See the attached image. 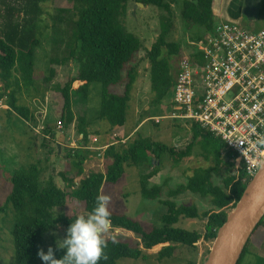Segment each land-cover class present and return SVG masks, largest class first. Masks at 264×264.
I'll list each match as a JSON object with an SVG mask.
<instances>
[{
	"label": "trees",
	"instance_id": "16d2710c",
	"mask_svg": "<svg viewBox=\"0 0 264 264\" xmlns=\"http://www.w3.org/2000/svg\"><path fill=\"white\" fill-rule=\"evenodd\" d=\"M49 0H0L5 7L0 13V100L6 97L8 114L19 116L30 127L35 123V116L29 104L19 102L24 94L33 97L31 90L36 91V50L40 39L35 33L36 22L43 14L42 5ZM129 0H71L70 8H58L54 20V31L59 34L55 39L61 49L60 57L50 58L49 73L44 77V83H51L55 75L52 65H65L73 61L78 64L77 76L70 78L64 84H54L53 90L59 93L61 103L57 111L64 129L75 123L76 132L82 134L84 145L88 142L90 133L86 131L87 121L84 116L77 117L73 112V93L86 102L89 85L100 83L101 104L97 118L105 120L110 130L124 126L131 99V91L138 77V56L143 49L139 37L126 30L123 19L127 14ZM214 0H140L145 6L151 5L162 13L160 18V33L145 53L149 63L151 104L161 103L168 95L174 75L170 59L180 58L181 44L171 39L175 28L173 6L181 5L180 15L189 29H203L191 47V55H195L197 42L210 31L216 21L212 11ZM10 3H15L11 5ZM61 13L67 15L63 16ZM260 19L264 20V0L260 8ZM198 57L199 54H196ZM177 59V60H178ZM75 81L82 84L73 88ZM112 86H121L122 94L110 91ZM96 134H99L96 131ZM43 139L53 141L58 151L56 134L49 123H45ZM68 135V134H66ZM91 135H95L93 132ZM62 136V135H61ZM60 140V137H59ZM200 143L203 158L211 157L214 164L205 168H197L188 177L185 184H180L168 191L169 198L161 200L167 208L161 215V226H152L146 231L142 224L125 214L111 211L113 229L121 228L132 233V236L107 237L104 248L106 259L99 264H120L122 259L138 260L144 258V251L163 245L157 252L158 259L173 256L178 245L195 247L199 240L213 242L218 228L227 217V209H232L240 199L246 184L242 182L241 163L239 159L230 158L225 145L210 132L193 125L191 142L184 149H176L161 142L152 141L140 133L130 142L109 145L104 152L108 161L104 172L84 174V163L89 150L77 149L69 152L72 166L76 169L75 178L63 175L66 182L64 188L55 183L53 177L42 179V168L35 163L19 169H14L9 176L12 190L6 198L5 206L9 204L14 209V225L12 229L14 242V264H41L38 250L45 247V236L55 227L61 228L63 237L66 228L76 216L90 212L95 203V197L101 194L105 183H116L124 174L125 166L139 167L144 163H156L162 153H167L174 166L186 160L193 151V146ZM154 167L147 174L140 176V193L146 199H159L162 186L150 184V179L158 172ZM223 169V170H222ZM224 171L220 184L213 182L215 175ZM191 192L202 198H209L212 208L199 212L196 205L175 203L171 198L184 192ZM83 205L82 213H75L71 208ZM59 208H68L70 212L56 213ZM4 209L0 205V212ZM204 220L203 231L188 230L176 227L182 219ZM116 243L112 242V239ZM264 239V219L259 222L247 242L237 264H241L251 242L259 244ZM57 259L63 255V249L55 244L50 245ZM209 253V252H208Z\"/></svg>",
	"mask_w": 264,
	"mask_h": 264
},
{
	"label": "rangeland",
	"instance_id": "374dc122",
	"mask_svg": "<svg viewBox=\"0 0 264 264\" xmlns=\"http://www.w3.org/2000/svg\"><path fill=\"white\" fill-rule=\"evenodd\" d=\"M14 5L15 3H10ZM71 0H49L43 7V14L36 22L35 33L40 39V46L36 50V73L35 85L36 91L31 90L32 98L22 95L19 102L29 104L34 112L35 123L29 127L25 121L15 114H8L6 97L0 100V205L4 206L0 212V264H14V242L12 229L14 225V209L9 204L5 206L6 198L12 190V183L9 180L10 173L14 169L28 166L35 163L42 168V179L53 177L58 187L64 188L66 182L63 175L68 178H75L76 169L72 166L71 159L68 158L70 151L73 153L77 149L69 148L72 144L71 140H75L78 145L83 144L76 132L75 123L64 129V133L58 142L60 143V151H56V145L53 141L43 139L42 130L37 126H43L49 123L51 130L55 127L59 119L57 108L62 102L59 93L53 90L54 84H64L70 78L77 76L78 64L70 61L65 65H52L55 69V75L50 84L44 83V77L48 75L50 66V58L60 57L61 49H55L59 38V34L54 31L53 18L58 15V8H70ZM181 5L175 4L173 12L175 16V28L172 31L171 39L181 44V53L179 57L185 56L192 52L194 43L203 29L198 27L187 28L182 21L180 15ZM5 7L0 4V13L3 14ZM65 16L67 14L61 13ZM162 13L154 6H145L140 0H129L127 4V14L122 20L126 30L133 33L143 43V49L138 56V77L131 91V99L127 111L126 121L123 133H130L137 125L138 128L131 134V138L127 142L132 141L140 133L143 137H147L152 141L161 142L176 149H184L191 142V132L193 123L186 120H172L169 118L161 119L160 123L151 120L153 116L167 115L169 112L170 92L165 99L157 104H151L152 92L150 88L149 63L145 57V53L151 48L160 33V18ZM53 17V18H52ZM1 21V19H0ZM261 24H254L255 28L264 27V20H259ZM179 58V59H180ZM172 57L170 63L173 73L176 72L179 59ZM1 86V83H0ZM75 82L72 84L74 88ZM112 93L122 94L121 86H112L109 88ZM100 83L92 82L89 85L88 97L86 102L80 99V96L73 93V112L77 117L84 116L88 133L99 132V136H106L104 133H110V125L107 121L97 118V113L101 104ZM102 128V133L100 129ZM97 129V130H96ZM68 134V135H66ZM68 136L71 139L68 140ZM200 143L193 146L190 157L181 161L177 166L172 164L167 153H162L158 159L156 157L153 162L157 164L150 165L144 163L139 167L125 166V172L116 183H105L102 186L101 194H107L111 197L109 202V210L121 214H125L130 218L139 221L143 228L148 231L152 226H161L160 217L167 210L161 200L169 198L168 191L176 188L180 184H185L189 176L194 173L197 168H205L214 164L210 157L206 161L202 156ZM70 152V153H71ZM108 161L99 159L96 153L89 151L88 158L85 161L84 176L90 172H104ZM158 172L150 179V184L162 186V194L159 199H146L140 193V176L147 174L154 167ZM223 170V169H222ZM63 174V175H62ZM224 171L220 175L213 177L215 184H220ZM78 182V177L74 179ZM178 205H196L199 212L207 211L212 208L209 198H202L189 191L184 192L176 197L171 198ZM73 211L75 213L83 212V205H75ZM70 212L68 208H59L56 213ZM231 209H227V212ZM264 219V217H263ZM204 220L197 219H181L176 227L188 230L203 231ZM104 236H132V233L121 229L111 228L110 231L103 233ZM45 247L43 251H47L51 244L59 245V240L63 239L61 228L55 227L45 236ZM58 244V245H57ZM212 242L199 240L195 247H186L178 245L173 256L158 259L157 252L163 245H157L152 249L144 251V258L138 260L122 259L120 264H203L207 258ZM40 259V257H39ZM40 263L44 264L40 259ZM241 264H264V241L261 245L251 242L248 251L245 254Z\"/></svg>",
	"mask_w": 264,
	"mask_h": 264
},
{
	"label": "built area",
	"instance_id": "2783aa9c",
	"mask_svg": "<svg viewBox=\"0 0 264 264\" xmlns=\"http://www.w3.org/2000/svg\"><path fill=\"white\" fill-rule=\"evenodd\" d=\"M169 92L168 114L151 120H186L210 132L225 145L230 158L239 159L242 182L247 184L264 160V145L256 144L264 136V27L238 20L215 21L197 42L195 55L179 59ZM39 127L43 128L37 126V132ZM64 131L63 123L57 121L54 133L65 135ZM90 139L96 141V137ZM71 142L69 148L93 151L102 160L109 145L126 139L114 133L113 142L101 147Z\"/></svg>",
	"mask_w": 264,
	"mask_h": 264
},
{
	"label": "clouds",
	"instance_id": "9594fccd",
	"mask_svg": "<svg viewBox=\"0 0 264 264\" xmlns=\"http://www.w3.org/2000/svg\"><path fill=\"white\" fill-rule=\"evenodd\" d=\"M257 146L264 145V136L256 141ZM111 197L107 194H98L90 212L80 214L71 220L66 228V234L59 240V249L63 255L57 259L51 246L47 251L38 250V256L44 264H99L106 259L104 248L107 241L102 234L111 230V212L109 202ZM113 243L116 240L112 239Z\"/></svg>",
	"mask_w": 264,
	"mask_h": 264
},
{
	"label": "water",
	"instance_id": "95a60500",
	"mask_svg": "<svg viewBox=\"0 0 264 264\" xmlns=\"http://www.w3.org/2000/svg\"><path fill=\"white\" fill-rule=\"evenodd\" d=\"M59 135V134H58ZM59 138V137H57ZM60 151V143H57ZM264 217V160L227 213L203 264H237L256 226Z\"/></svg>",
	"mask_w": 264,
	"mask_h": 264
},
{
	"label": "crops",
	"instance_id": "0c3cea01",
	"mask_svg": "<svg viewBox=\"0 0 264 264\" xmlns=\"http://www.w3.org/2000/svg\"><path fill=\"white\" fill-rule=\"evenodd\" d=\"M262 0H214L212 4V11L215 15L216 21L221 19H227V20H238L241 23H244L245 25H248L250 27H254V24H261L259 20L260 19V8H261ZM255 28V27H254ZM76 86H74V89L77 88L79 85L82 84L81 81H75ZM140 125V123H139ZM137 125L130 133L125 134L123 133L124 126L114 128L113 130H110V133H104L106 136H99L97 135H91L88 136V142L86 145H91L93 147H101L106 144L113 142V134H117L118 138L120 139H126V141L131 138V134L138 128ZM55 127H53L54 131ZM97 129H100V133H102V128L99 126ZM96 129V130H97ZM82 134H79L78 137L81 138ZM61 137V135H58L56 133V138ZM96 137V141L92 142V139ZM59 143V142H57ZM84 144V143H83ZM104 156V155H103ZM105 157V156H104ZM77 183V182H76ZM264 239L259 243L261 245L263 243ZM255 246V243H254Z\"/></svg>",
	"mask_w": 264,
	"mask_h": 264
}]
</instances>
